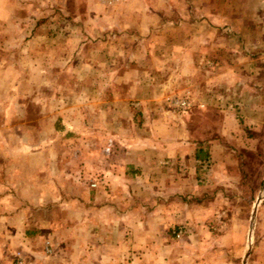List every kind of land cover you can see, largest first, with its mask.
<instances>
[{"label": "rangeland", "instance_id": "rangeland-1", "mask_svg": "<svg viewBox=\"0 0 264 264\" xmlns=\"http://www.w3.org/2000/svg\"><path fill=\"white\" fill-rule=\"evenodd\" d=\"M122 2L0 0V264H80L70 202L110 156L150 150L151 119L199 152L198 189L160 199L198 205L193 264H264V74L231 110H182L160 96L165 72L115 15Z\"/></svg>", "mask_w": 264, "mask_h": 264}, {"label": "crops", "instance_id": "crops-1", "mask_svg": "<svg viewBox=\"0 0 264 264\" xmlns=\"http://www.w3.org/2000/svg\"><path fill=\"white\" fill-rule=\"evenodd\" d=\"M115 11L128 33L142 36L148 65L165 72L160 96L186 100L182 110H231L229 101L242 103L264 74V0H123ZM157 120L146 125L149 151L129 144L87 179L80 202L70 199L80 212L79 225L68 227L76 235L69 241L81 244L80 264H193L200 256L189 217L198 205L160 200L198 189L199 152L165 139L167 123ZM52 191L41 200H54ZM178 225L183 235L174 239Z\"/></svg>", "mask_w": 264, "mask_h": 264}, {"label": "built area", "instance_id": "built-area-1", "mask_svg": "<svg viewBox=\"0 0 264 264\" xmlns=\"http://www.w3.org/2000/svg\"><path fill=\"white\" fill-rule=\"evenodd\" d=\"M101 1L106 5H115L122 2L123 0H101ZM177 106L185 108L187 106V102H185L184 100H180L177 102ZM108 149H109V145L107 146V148H105L104 151L107 152ZM178 237H179V231L177 232V234H175V238Z\"/></svg>", "mask_w": 264, "mask_h": 264}, {"label": "water", "instance_id": "water-1", "mask_svg": "<svg viewBox=\"0 0 264 264\" xmlns=\"http://www.w3.org/2000/svg\"><path fill=\"white\" fill-rule=\"evenodd\" d=\"M253 215H254V214L252 213V217H253ZM246 255H247V254H246ZM246 255H245V257H246Z\"/></svg>", "mask_w": 264, "mask_h": 264}]
</instances>
